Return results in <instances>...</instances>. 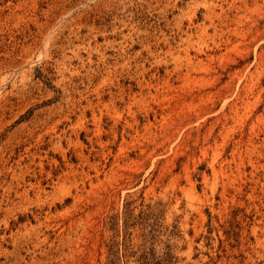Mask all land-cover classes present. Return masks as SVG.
<instances>
[{
    "label": "rangeland",
    "instance_id": "rangeland-1",
    "mask_svg": "<svg viewBox=\"0 0 264 264\" xmlns=\"http://www.w3.org/2000/svg\"><path fill=\"white\" fill-rule=\"evenodd\" d=\"M0 264H264V0H0Z\"/></svg>",
    "mask_w": 264,
    "mask_h": 264
}]
</instances>
